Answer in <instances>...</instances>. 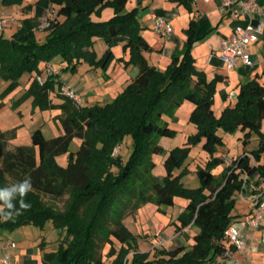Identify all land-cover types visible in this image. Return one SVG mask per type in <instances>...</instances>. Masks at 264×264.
Here are the masks:
<instances>
[{
  "label": "trees",
  "instance_id": "1",
  "mask_svg": "<svg viewBox=\"0 0 264 264\" xmlns=\"http://www.w3.org/2000/svg\"><path fill=\"white\" fill-rule=\"evenodd\" d=\"M2 1L9 6L23 4V0ZM129 1L38 0L34 17L24 19L10 39L0 35V76L9 82L5 93L29 74L27 94L42 108L60 109L57 119L63 129L62 135L50 140L36 130L32 146L13 149L9 133L0 129V189L29 178L31 182V190L23 198L29 208H20L19 196L9 201L11 208L0 201V225L9 231L26 225L44 229L51 221L62 236L57 248L43 254L45 264H105V257L111 256L115 257L109 264H126L135 239L124 223L129 209L138 210L147 202L172 207L175 198L181 197L187 205L178 216L177 230L197 227L193 242L159 250L152 261L150 253L135 252V264H222L238 249L227 236L235 222L238 195L252 177L261 183L258 192H264V84L257 78L243 83L236 103L217 116L213 109L217 81L208 79L196 66L192 53L198 22H190L183 48L174 51L166 68L160 69L147 59L146 53L154 50L142 35L138 10L126 9ZM184 3L191 9L190 0ZM49 9L54 10L55 18L48 14ZM107 9L113 15L102 20ZM43 15L51 25L42 29V40L36 27ZM98 38L107 45L102 56L93 49ZM118 44L128 57L120 61L125 67H137L138 73L111 103L79 106L63 95L57 104L51 95L61 92L63 82L58 75L43 84L37 80L45 63L58 56L71 71L80 63L107 68ZM185 101L194 105L190 122L197 131L168 153L163 161L166 174L156 176L152 157L164 152L159 140L176 134L162 121V115L173 114ZM220 130L242 132L244 150L230 165L225 156H215L225 146ZM253 133L258 134V147L247 151ZM127 136L132 137L134 149L124 161L121 151L115 152ZM75 138L81 140L80 147L69 152ZM200 143L210 159L196 168L201 185L188 188L182 180L190 170L183 166L192 147ZM65 154L68 161L62 166L57 157ZM220 164L225 168L216 175L213 171ZM62 200L65 203L60 208L56 202ZM117 241L122 244L120 250ZM103 245H109L104 255L99 252Z\"/></svg>",
  "mask_w": 264,
  "mask_h": 264
},
{
  "label": "rangeland",
  "instance_id": "2",
  "mask_svg": "<svg viewBox=\"0 0 264 264\" xmlns=\"http://www.w3.org/2000/svg\"><path fill=\"white\" fill-rule=\"evenodd\" d=\"M37 1L38 0H23L22 5L9 6L0 0V15L10 18V23L5 25L3 30L0 29V35L10 39L21 27L24 19L34 17ZM29 5L32 7L27 8ZM101 19L105 20L107 17H102ZM46 20L47 16L43 15L39 18V25L36 27L38 29L36 35L42 40L44 39L45 31L39 28L42 27ZM161 38L166 39L165 36ZM93 49L99 56H102L107 49V45L103 39L98 38L96 39ZM113 52L115 58L107 68L93 67L88 63H80L77 65L76 70L71 71V69L66 68V64L62 63V58L60 56L52 60L51 64L54 66L55 73L58 75L57 79L75 88L82 97L84 105H105L111 103L117 96V93H120L121 90L124 89L127 84V82L125 83L127 75L130 76V74L136 72L134 66L125 67L123 62L120 61L121 57H125V59L128 58L127 54L123 51L122 44L115 46ZM28 76L29 74H24L19 84L13 90L8 91V93L5 92L9 82L0 76V129L9 133V145L12 149L19 146H32V134L39 129L43 132L47 140L63 134L62 126L57 119L61 114V110L42 108L33 96L27 94L29 88ZM56 86L58 87V84H56ZM58 96L52 93L51 97L54 103L58 104L62 102L60 96H63V94L60 92ZM187 106H190L191 109H189V107L187 108ZM193 109V103L185 101L174 110L173 114L164 113L162 115V121L167 122L171 128L175 129L176 134L173 137L160 138V145L163 147L164 152L155 154L152 157L155 163L153 169L154 175L164 176L166 171L163 161L168 153L175 147L183 146L186 139L196 133V127L190 122V114ZM221 111L216 110L214 112L217 116H220ZM220 134L223 136L225 146L217 149L215 156L220 157L225 154V156L231 160L232 158H238L244 150L243 141L241 139L242 132L227 133L220 130ZM257 135V133H253L251 143L247 146L249 149L257 148ZM80 144V139H73L70 144L69 152H77ZM133 149V139L131 136H127L115 153L119 154L118 152L121 151V156L123 160L126 161ZM67 156V154L58 156L57 162L62 166H66L68 161ZM209 159L210 155L203 149L202 143L192 147L187 161L183 166V168L187 166L190 170L182 180L186 187L197 188L201 185V181L196 173V168L199 165L204 166ZM224 168L225 165L220 164L213 172L216 175L220 174ZM177 172H179V170ZM237 199L240 200V198ZM56 203L60 208H63L65 202L62 200ZM186 205L187 201L184 198L176 197L175 205L172 207H159L154 202L144 203L138 210L131 207L124 218V223L129 224L135 239L132 241L134 248L126 264H135V252L140 254L150 253L149 260L152 261L155 259L156 253L159 250L175 247L177 244L175 241H172V238L176 233L175 227H177V225L172 222L178 220V216L182 213ZM162 223L166 225V233L168 239H170L168 243L163 242L164 238L162 237L159 239L155 238L156 227ZM197 232L198 228L195 227L189 231V234L193 236L194 233ZM61 236L62 232L55 229L51 221L46 224L44 229L33 225H26L9 231L0 225V243L2 245L12 243L13 247L10 252H14L19 260L21 257L23 258L26 256L25 258L28 257L35 261L31 264H45L43 261V254L57 248L60 244ZM43 242H45V244ZM43 245L46 246L45 249L42 247ZM116 247L120 250L122 244L117 241ZM108 251L109 245H103L99 250L103 255L107 254ZM114 257L115 256L105 257V264H109Z\"/></svg>",
  "mask_w": 264,
  "mask_h": 264
},
{
  "label": "crops",
  "instance_id": "3",
  "mask_svg": "<svg viewBox=\"0 0 264 264\" xmlns=\"http://www.w3.org/2000/svg\"><path fill=\"white\" fill-rule=\"evenodd\" d=\"M223 3L224 0H190L191 9H189L184 0H130L126 8L128 11L138 10L139 20L143 27L142 35L154 50L146 53L147 59L151 65L160 69L166 68L174 51L183 48L187 39L185 31L190 22L192 20L198 22L197 41L192 53L196 60V66L206 72L208 79L217 81L214 111H223L227 106L234 105L237 101L240 86L246 81L257 78L264 84V0H257L258 9L251 15V22L248 18L232 19L229 11L222 10ZM112 15L113 11L111 9L103 12V17L109 18ZM157 15L166 16L173 26V33L166 39H162V36L158 35L153 29V18ZM249 22L255 28L261 24V31L257 33V40L249 47L253 65L244 66L239 63L236 68L230 70L221 57L223 43L233 35L236 26H246ZM134 70L135 73L133 72L130 76L127 75L125 83L128 84L131 78L137 75L138 68L134 67ZM62 82L64 83V81ZM188 107L191 109L190 106ZM256 141H258V138ZM254 149L256 148L249 149L246 147L245 150ZM258 181L257 177L250 179L246 184L245 191L238 195L237 198H240V200L237 199L233 212L235 216L233 226L246 239L247 248L232 251L229 258L224 260L222 264H264V223L259 228L253 229L245 226L243 222L246 216L253 213L254 200L256 198L264 200V192H258L262 187ZM260 194L262 195L261 198ZM172 223L176 225L177 221ZM126 226L131 229L129 224L126 223ZM175 228L176 233L172 238V241L177 244L175 247L190 245L193 242V236L196 233L192 236L189 231L194 229V226L181 231H178L177 227ZM161 237L164 238L163 242L168 243L170 240L164 223L156 227L155 230V238L159 239ZM2 246L0 243V248ZM155 246L159 247L158 245ZM11 254L15 264L17 262L18 264L35 262L28 257V259L25 258L26 256L21 257L19 260L14 252Z\"/></svg>",
  "mask_w": 264,
  "mask_h": 264
},
{
  "label": "built area",
  "instance_id": "4",
  "mask_svg": "<svg viewBox=\"0 0 264 264\" xmlns=\"http://www.w3.org/2000/svg\"><path fill=\"white\" fill-rule=\"evenodd\" d=\"M209 1V0H205ZM258 9L257 0H224L222 10L229 11L232 19L248 18L251 22V15ZM48 14H51L55 18V12L49 9ZM154 31L160 35L168 37L174 29L171 22L166 16L157 15L154 16ZM14 21V20H13ZM246 26L238 25L234 29L233 35L226 41H224L221 57L225 62L228 69H234L239 63L244 66L253 65L251 59V53L249 51L250 45L257 40V33L261 31V24L259 27H254L251 23ZM10 23V18L0 15V29ZM51 25V21L48 19L42 25L41 29H46ZM55 75V68L51 63H45L44 73L40 75L37 80L40 84H43L45 80ZM61 93L73 100L77 105H83V99L79 92L67 84L63 83ZM226 165H230L232 160L225 156ZM244 225L249 228H259L264 223V200L256 198L253 202V213L248 215L243 220ZM228 238L234 242L238 249H246L247 241L240 234L234 226L229 227L227 230ZM13 245L12 243H6L0 248V264H14L12 254L10 253Z\"/></svg>",
  "mask_w": 264,
  "mask_h": 264
},
{
  "label": "clouds",
  "instance_id": "5",
  "mask_svg": "<svg viewBox=\"0 0 264 264\" xmlns=\"http://www.w3.org/2000/svg\"><path fill=\"white\" fill-rule=\"evenodd\" d=\"M31 190V182L30 178L25 179L22 182L17 184H13L11 187H5L0 189V201H4L5 205L8 208L12 207V204L9 202L12 198L19 196L20 199V208L27 209L30 205L25 204L23 198L26 194ZM2 210V209H0ZM5 220L9 219V217H3Z\"/></svg>",
  "mask_w": 264,
  "mask_h": 264
}]
</instances>
